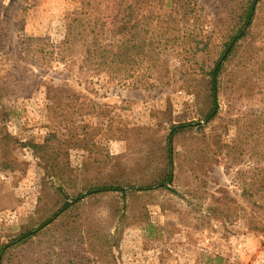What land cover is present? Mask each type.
Segmentation results:
<instances>
[{"label": "rangeland", "instance_id": "obj_1", "mask_svg": "<svg viewBox=\"0 0 264 264\" xmlns=\"http://www.w3.org/2000/svg\"><path fill=\"white\" fill-rule=\"evenodd\" d=\"M79 1L0 0L8 113L0 138L14 139L6 149L11 168L0 166V248L90 187L152 177L170 126L200 118L195 96L179 87V72L193 68L185 55L171 60L176 81L151 89L85 79L77 65L55 57L38 66L37 49L63 41L66 16ZM200 2L213 20L221 0ZM252 35L251 47L228 65L216 119L177 141L173 185L128 189L70 209L11 252L7 264H264V233L257 230L264 214L250 212L237 179L254 165V139L237 164L227 168L224 160L226 145L264 119V71L252 68L264 63V1ZM247 52L257 65L242 64Z\"/></svg>", "mask_w": 264, "mask_h": 264}, {"label": "trees", "instance_id": "obj_2", "mask_svg": "<svg viewBox=\"0 0 264 264\" xmlns=\"http://www.w3.org/2000/svg\"><path fill=\"white\" fill-rule=\"evenodd\" d=\"M263 1L221 0L213 20L208 21L200 0H80L79 8L66 16L63 41L56 45H44L48 50L37 49L35 58L38 66L43 67L47 56V64L51 57H55L56 61L64 62L68 67L77 65L85 79L106 77L109 81H118L134 89H151L157 84L168 85L176 81V70L170 67L171 60L175 55H185V61L191 57L193 68L179 72V87L195 96L200 118L170 126L161 148L163 163L155 175L135 183L90 187L86 194L73 198L72 203L64 202L58 211L43 219L36 228L26 230L3 245L0 248V264L10 262L11 252L70 209L82 207L107 194L125 196L128 189L150 191L173 185L177 156L175 145L181 136L203 130V123L208 125L218 116L228 65L237 59L243 48L251 47L255 38L252 27ZM217 31L220 33L219 41L214 39ZM241 60L244 66L258 64L251 52H247ZM257 67H252L255 72L264 71V63ZM6 91L5 82L0 78L1 123L6 122L8 116L2 108ZM261 121L264 123L260 117L249 126L251 132L242 133L233 145L225 147L227 157L224 160L229 168L244 155H249L248 148L251 141H255L256 146L251 149L253 167L247 172L240 170L237 173L242 196L250 205L252 214H264V138L262 142L259 139L264 129H259ZM13 140L9 133L0 138V166L3 168H11L12 161L8 159L6 149ZM217 156L214 153L211 159ZM244 210L247 213V209ZM257 230L264 233L263 218L259 219Z\"/></svg>", "mask_w": 264, "mask_h": 264}]
</instances>
